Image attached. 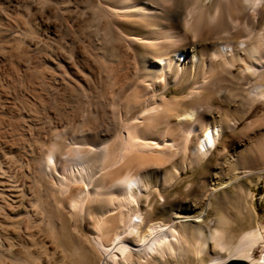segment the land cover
<instances>
[{"label":"bare ground","instance_id":"bare-ground-1","mask_svg":"<svg viewBox=\"0 0 264 264\" xmlns=\"http://www.w3.org/2000/svg\"><path fill=\"white\" fill-rule=\"evenodd\" d=\"M14 5L33 24L0 29V264H35L38 233L47 264H264V228L235 234L264 182V112L238 128L264 110V0H0V23Z\"/></svg>","mask_w":264,"mask_h":264},{"label":"rangeland","instance_id":"rangeland-1","mask_svg":"<svg viewBox=\"0 0 264 264\" xmlns=\"http://www.w3.org/2000/svg\"><path fill=\"white\" fill-rule=\"evenodd\" d=\"M14 6L15 7L12 8L13 11L11 9H9V10H5L3 12V13H5L4 15L6 17H5V20L4 19L2 20L3 23H2V21H1L2 24L0 23V25L2 26V28L0 27V29L1 30H10V29L13 30L14 29L13 31H16L17 33L18 32L21 33V32H23L22 30H25V29L27 30V28L32 27L33 22L31 23V21H29V20H32L30 14H28V16H27V14H25L26 13V9H25V11H23L24 10V6H22V7H21V5H14ZM27 19H29L28 21L30 22V24L28 23ZM3 24H4L5 27L3 26ZM21 25H23V26H21ZM128 25H131V24H128ZM7 27H8V29H6ZM170 91L171 92L169 93V97H181L184 94L181 91H178V90L175 91L173 88H171ZM11 99L8 100V101H10V104L12 102L13 103H16V100L17 99L16 100L12 99L14 101H12ZM10 104H8L7 106H9ZM11 105H10V107H13V104H11ZM262 109H263L262 104H259L258 107L255 110H252L251 111V114L246 119V121L241 122L239 124L238 128H241L244 125V123L247 122V121H249L250 119H252V118H254L256 116H260L264 112V110H262ZM74 125L73 126L75 127V129L77 128V130H78V128H80V126H81V122L80 121H77V122L74 123ZM228 135H230V134H228ZM70 137H71V134L69 135V132L66 131V129H65V130H63L61 132V134H60L59 137L55 138V140L56 141L67 142L68 143ZM233 137H234V138H232L233 140H237L238 137H239V134L238 133H235L233 135ZM217 163H219V162L218 161H211L210 163H208V161H204V163L201 166L196 167L193 170L187 171L186 174H182L183 180H182V183H181V185H180V187L178 189H174V190L172 189V190L164 191L162 193V195L163 196H169L170 198H172L174 196H182L183 195V191L186 189L187 177L188 176H192L193 179H194V182L196 183V182H198V178L201 177L203 175V173H204V171L202 169L204 165H207L208 164V165H211L212 166L213 164H217ZM252 189H253V193H254L253 205H254V210L256 211L254 215L256 216V218H255V216L252 215V216L249 217V219L244 220L243 224H241L240 226H238V228L236 229V231H235L236 236L239 235V233H241V231L247 230L249 228H259V229L264 228V182L263 181L262 182H259L256 186L252 187ZM159 199L161 200V198L158 197L157 195L154 198L155 201H157V200L160 201ZM28 201H29V199L27 198L26 201H25L26 204L28 203ZM25 202H24V204H25ZM216 214H217L216 211H214V212L211 211V213H210V215H209V217H208L207 220L208 221H210V220L212 221L215 218ZM38 234H39L38 236H37V234L34 235V238L36 239L35 242H37L38 245L32 247L31 253L29 255L25 254L21 250H19V251L17 250V252H18V254L21 255V257L24 260H29L30 261V258H32L31 260H34L35 259V261H36V259H38V260H40L42 262V264H47L46 263L47 254L49 255L50 253L53 252V250H52L53 249L52 248L53 245L50 242L51 240L48 237H47V239L45 238L46 237V234L45 233H41L42 235L40 233H38ZM22 239H21V237H18V239L15 242L16 243H18V241H19V243L26 242V241L29 242L28 240H25V239L22 240ZM45 247L48 248L47 251H46V254H45L44 249H43ZM260 255H261V249H260V247L255 248L254 249V258L255 259H258ZM38 260H37V262L35 264L40 263V261H38ZM203 261H205V260L202 259L200 261H192V264H200Z\"/></svg>","mask_w":264,"mask_h":264},{"label":"water","instance_id":"water-1","mask_svg":"<svg viewBox=\"0 0 264 264\" xmlns=\"http://www.w3.org/2000/svg\"><path fill=\"white\" fill-rule=\"evenodd\" d=\"M226 264H248V263L243 260H231L227 262Z\"/></svg>","mask_w":264,"mask_h":264}]
</instances>
